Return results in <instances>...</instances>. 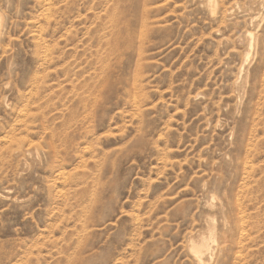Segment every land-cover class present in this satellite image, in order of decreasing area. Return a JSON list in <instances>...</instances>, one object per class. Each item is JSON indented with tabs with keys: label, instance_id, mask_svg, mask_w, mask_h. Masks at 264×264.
Segmentation results:
<instances>
[{
	"label": "rangeland",
	"instance_id": "obj_1",
	"mask_svg": "<svg viewBox=\"0 0 264 264\" xmlns=\"http://www.w3.org/2000/svg\"><path fill=\"white\" fill-rule=\"evenodd\" d=\"M208 1L0 0V264H264V0Z\"/></svg>",
	"mask_w": 264,
	"mask_h": 264
},
{
	"label": "bare ground",
	"instance_id": "obj_2",
	"mask_svg": "<svg viewBox=\"0 0 264 264\" xmlns=\"http://www.w3.org/2000/svg\"><path fill=\"white\" fill-rule=\"evenodd\" d=\"M206 1V0H205ZM212 0H209L208 2H209V4H210V6L208 5V7H210L211 8V10H209L210 11V13L211 14H215V11H216V3H214L213 1L211 2ZM45 3H46V1H45ZM47 4V3H46ZM49 5V4H48ZM234 6V5H233ZM205 7H206V5H205ZM237 7V6H236ZM207 9V8H206ZM236 9V8H235ZM47 11H48V9H47ZM228 11H229V9H228ZM231 12V11H230ZM209 13V12H208ZM226 13H228V12H226ZM246 13V12H245ZM211 14H209V16H211ZM259 15V14H258ZM253 16V15H252ZM255 17V16H254ZM254 17H252V18H254ZM262 18H263V16H262ZM257 19V18H256ZM249 21V20H248ZM251 21H252V19H251ZM261 22H262V20H261ZM259 23V22H258ZM251 24V23H250ZM249 24V25H250ZM261 24V23H260ZM259 24V25H260ZM255 26V25H254ZM257 28H258V26H257ZM245 34H248V33H245ZM248 35H251V34H248ZM247 35V36H248ZM252 36V35H251ZM251 36H249L250 38H251ZM256 38H257V36H256ZM240 40V39H239ZM250 40V39H249ZM245 42V41H244ZM243 42V43H244ZM37 43V42H36ZM39 43V42H38ZM256 44V43H255ZM248 45V44H247ZM250 45H251V41H250ZM248 47V46H247ZM249 49V51H250V49H251V47L250 48H248ZM246 52V51H245ZM255 52V51H254ZM254 52H253V54H254ZM247 53V52H246ZM248 54V53H247ZM45 56V55H44ZM246 58H247V56H245ZM44 59H45V57H44ZM247 60V59H246ZM243 61V60H242ZM244 62V61H243ZM243 64V63H242ZM241 67H243V66H241ZM242 71V70H241ZM240 71V72H241ZM239 73V72H238ZM242 73V72H241ZM238 75V74H237ZM240 75V74H239ZM246 76V75H245ZM239 78V77H238ZM242 79V78H241ZM238 80V79H237ZM236 80V81H237ZM245 81H247V80H245ZM234 84V83H233ZM235 84H237V83H235ZM237 97V96H236ZM238 98V97H237ZM133 101H135V98H134V100ZM133 104H134V102H132ZM136 106V105H135ZM12 142V141H11ZM28 143V142H27ZM13 145H15V144H13ZM26 146V145H25ZM25 153H28V152H25ZM36 153V152H35ZM39 156V155H38ZM25 160V159H24ZM84 164V163H83ZM24 167V166H23ZM64 173V172H63ZM60 174H62V172L60 173ZM65 174V173H64ZM63 175V174H62ZM62 177V179L65 177V175L64 176H61ZM65 180V179H64ZM212 201V200H211ZM213 202V201H212ZM241 214V213H240ZM243 222V221H242ZM241 222V223H242ZM240 231V230H239ZM243 231H245V230H243ZM242 231V232H243ZM241 232V231H240ZM240 235V234H239ZM208 240H212V233H210V237H209V239ZM208 240H205V239H203V240H201L200 242H198V243H194V242H191L190 243V246H189V249H190V254H191V258H192V260H193V262L195 263V264H207V263H205V257H207V255L209 254V251H210V242H208ZM214 241V240H213ZM213 256V255H212ZM211 258V257H210ZM214 262V261H213ZM211 263V262H210Z\"/></svg>",
	"mask_w": 264,
	"mask_h": 264
}]
</instances>
